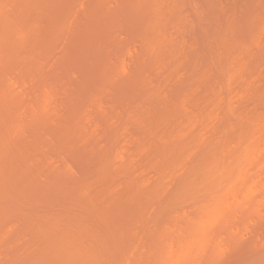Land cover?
<instances>
[{
    "label": "rangeland",
    "instance_id": "obj_1",
    "mask_svg": "<svg viewBox=\"0 0 264 264\" xmlns=\"http://www.w3.org/2000/svg\"><path fill=\"white\" fill-rule=\"evenodd\" d=\"M137 1L0 0V264H170L251 138L178 264H264V0ZM214 153L222 186L187 189Z\"/></svg>",
    "mask_w": 264,
    "mask_h": 264
},
{
    "label": "bare ground",
    "instance_id": "obj_2",
    "mask_svg": "<svg viewBox=\"0 0 264 264\" xmlns=\"http://www.w3.org/2000/svg\"><path fill=\"white\" fill-rule=\"evenodd\" d=\"M139 1H140V0H139ZM143 1H144V3L146 2V4L148 3L149 5H148V4H147V5H148L149 7L151 6L150 8H152V7L154 8V9H153V8L151 9L152 11L150 10V8H148V9H149L151 12H154V14L157 13L156 16H159V17H160L161 14L164 13V14H165V17H164V15H163V17L161 16L163 19L166 20V18L168 19V17H169L170 20H172V21H174V22H175L176 20H173V18H176V19H177L178 16L181 15L179 10H182L183 7H182V8L180 7L181 9H179V6L182 5V4H181L182 2L185 3V1H181V0H180L181 3H179L178 1L173 0V1H174L173 3H175V4H173V5H174V6H173V5H172V2L170 3V0H169V1H168V0H163V1H167L166 4H165V2H162L161 0H148V1H147V0H146V1L143 0ZM171 1H172V0H171ZM2 2H3V0H2ZM2 2H1V3H2ZM4 2H6V1H4ZM141 2H142V1H140V2L137 1V2H136V3L139 4L140 8L142 7V5H140ZM144 3L142 2V4H144ZM169 3H170V4H169ZM177 3H179V4H177ZM184 3H183V6H184ZM138 4H134L133 7H135V5H136V7L138 8V7H139V6H137ZM146 4H145V5H146ZM167 4H168V5H167ZM0 5H1V4H0ZM3 5H4V4H2V7H3ZM171 5H172V6H171ZM143 7H144V6H143ZM177 7H178V8H177ZM175 8H176V9H175ZM0 9H2V8L0 7ZM172 9H175V10L179 9V10L176 11V12H174L175 10H172ZM149 10H148V11H149ZM145 11H146V10H145ZM148 11H147V13H148ZM150 11H149V12H150ZM155 11H156V12H155ZM167 11H168V12L170 11V12L168 13ZM171 11H172V12H171ZM177 12L179 13L178 15L176 14ZM171 13H172V14H171ZM174 13H175V14H174ZM154 14H153V16H152V14H151V16H152V19H151V20H154V16H155ZM166 14H167V15H166ZM169 15H170L171 17H170ZM174 15H175V16L177 15V16L175 17ZM199 15H200V14H198V16H199ZM166 16H168V17H166ZM199 17H200V16H199ZM156 18H158V17H156ZM162 18H161V20H159V18H158V20L156 19L157 22H158V21L161 22V21H162ZM180 18H181V17H180ZM183 18L186 19V17H184V15H183V17L181 18V21L183 20ZM178 19H179V18H178ZM163 21H164V20H163ZM166 21H167V20H166ZM172 21H171V22H172ZM177 21H178V20H177ZM150 22H153V21H150ZM150 22H149V25H151ZM157 22H156V23H157ZM160 22H159V23H160ZM168 22H169V21H167L166 23H168ZM174 22H172V23H174ZM179 22H180V20H179ZM183 22H184V21H183ZM185 22H186V21H185ZM185 22H184V23H185ZM163 23H164V22H163ZM163 23H162V25H163ZM176 23H177V22H176ZM181 23H182V22H180V24H181ZM178 24H179V23H178ZM180 24H179V26H180ZM157 25H158V23L156 24V30H157ZM162 25H161V27H162ZM147 26H148V24H147ZM179 26H178V27H179ZM183 26H184V24L182 25V27H183ZM150 27H151V26H150ZM150 27H148V28L150 29ZM154 27H155V26H154ZM159 27H160V25H159ZM152 28H153V27H152ZM145 29H146V28H145ZM160 29L162 30L163 27L160 28ZM184 29H185V28H183V30H182V28H181V31H179V29H178V33H179V32L181 33L182 31H184ZM146 31H147V30H146ZM149 31H150V32H151V31H154L155 33L157 32L158 35H154V34H155L154 32H153V33L151 32V33H152V35H151V33H150ZM162 32H163V31H162ZM162 32H159V33H160V35H159L158 31H155V28H154V30H153V29L148 30L147 33H149L150 36L153 37V38H150V40L147 38V39L149 40V41L147 42V43H148L147 47L149 48V49H148V54H147V56L149 55V53H150L151 50L153 49V51H154V50L156 51L157 56L155 57V56L153 55V53L155 54V52H153V51L151 52L152 54H150L149 56H151V57L154 56L155 58H157L158 55H159L158 58H161V56H160L161 52H160V54H159V51H157V50H159V48L161 47V45H165V43L163 42V38H161L162 35H164L165 33H164V32L162 33ZM145 35H147V34H145ZM147 36H148V35H147ZM150 36H148V37H150ZM156 36H157V37H156ZM158 36H159V37H158ZM157 38H158V39L161 38L162 40H157ZM158 42H159V43L162 42V43L158 44ZM158 45H160V47H159ZM144 47H145V45H144ZM161 50H162V49H161ZM169 51H171V50H169ZM144 52L146 53L147 51L144 49ZM145 53L142 52V54H145ZM168 53H169V52H168ZM171 53H173V51H171ZM171 53H170V55H171ZM145 55H146V54H145ZM162 57L164 58V56H162ZM156 60H157V59H156ZM160 60L162 61L163 59H160ZM160 60H158V62H161ZM147 96H149V95H147ZM147 96H146V98H148ZM257 121H258V120H257ZM257 121H256V123H257ZM256 123H255V125L253 126V129H255V126L258 125V124H256ZM260 124H261V123H260ZM256 128H257V127H256ZM259 129H260V127H259ZM255 130H258V129H255ZM254 140H255V139H254ZM250 141H251V142H250ZM248 142H250V143H248ZM248 142H247L248 145H249V144L251 145V143H252V145H253L252 138L249 139ZM255 142H256V141H255ZM255 142H254V144H256ZM247 144H246V145H247ZM248 145H247V147H248ZM252 145H251V146H252ZM244 146H245V145H244ZM251 146L248 147V148L245 146V148L247 149L248 152L244 150V147H243V146H242V147H243V150H242V147L240 148V146L238 147V149L241 150V151L239 150L240 152H242V151L244 152V151H245V152H246V154H245L246 156L249 155V153H250L251 156H252V154H254V153H251L250 151H251L252 149L255 150V147H256V146H255V147L252 146L253 148H252ZM250 148H251V149H250ZM228 149H229V148H228ZM228 149H227V151H228ZM238 149H237V150H238ZM237 150L235 149V153L233 152L235 155H234V154L232 155V153H231L230 160L227 159L228 157L225 158V156H223V155H225V154H224V152H222V154H223V155H222V156H223L222 158L227 159V160L229 161L228 164H226V163L223 164V163L225 162L224 160H223V162H220V158H219V156L221 155V153H220V154H219V153H214L216 156H217V154H219V155L217 156V158H216V156L214 157V156H213L214 154H213L212 156H213L214 159L211 158L212 160H210V162H208V164H210V165H209V166L207 165V167H204L200 172H199L200 169L198 170V173H200V174H201V172H203V170H205V169L207 170V171L205 170L200 176L198 175V176L200 177V178H199V177H198V178L201 179V180L199 181V179L197 180V179H195V178L192 179L193 177H191V178H190V183H191V185H190L189 180H188V181H187V185L189 184L190 186H187V185H186L187 187H189V188H187V187H186V188H187V189H192V188H193L194 191H197V190H200V189L203 190V188H204L205 190H207V189H209V188H212L213 185L215 186L216 184H219L220 186H222V185H221L220 183H218V182H220V180H221V181H224V180H222V179L225 178V177H222L223 172H225V171L227 172L228 168H229V167H232V164L234 165V162L238 160V157L244 155L243 152H242V153H243L242 155H240L239 152H237L238 155H236V154H237V153H236ZM249 150H250V151H249ZM254 150H252V151H254ZM230 152H231V150L228 151V153H230ZM180 153H181V151H180ZM211 153H213V152H211ZM225 153H226V152H225ZM179 155H180V154H179ZM181 155H182V156H181ZM181 155H180V156H181V158H182V157H183V152H182ZM210 155H211V154H210ZM210 155H209V156H210ZM209 156H208V158H210ZM212 156H211V157H212ZM233 156H234V157L236 156V157L234 158ZM246 156H243V158L241 157V159H240V161H239V163L242 164V165L240 164L241 167H240V166L237 167V169H238L239 172H240V171L242 172L243 167L246 165V164H244L245 160H246V162H249V157H250V156H248V157H246ZM231 157H232V160H231ZM245 157H246V158H245ZM215 158H216V159H215ZM222 158H221V159H222ZM233 158L236 159V160H233ZM244 158H245V159H244ZM247 158H248V159H247ZM179 159H180V158H179ZM179 159H177V160H179ZM218 159H219V160H218ZM242 159H244V162L241 161ZM250 159H251V158H250ZM207 160H208V159H207ZM218 161L221 163V166H222V171H223V172L221 171V173H219V171H220L221 169L219 170V168H218V167L220 166V164H219ZM228 161H226V162H228ZM230 161H231V162H230ZM232 162H233V163H232ZM246 162H245V163H246ZM235 163H236V162H235ZM239 163L237 162V163L235 164V166L232 167V170H231L232 173L234 172V171H233V168H235L237 165H239ZM243 164H244V165H243ZM224 165H225V166H224ZM221 166H220V168H221ZM226 166H227V168H226ZM208 167H209V168H208ZM207 168H208V169H207ZM226 169H227V170H226ZM235 169H236V168H235ZM235 169H234V170H235ZM224 170H225V171H224ZM102 171H103V169H102L100 172H102ZM231 171H230V172L228 171L226 175H225V173H224L223 176H224V175H225V176H228L229 174H231ZM238 171H236L235 173H233L234 175L236 174L237 177L231 174V175H232V178H231L230 180H233V181H231V183H234V181L236 180V179L234 180V178H237V179H238V176H239V179H238L237 181H235V183H236V182H239V180H241L243 177H245V174H244V173L241 174V172L239 173ZM195 172H196V171H195ZM205 172H206V173H205ZM193 173H194V172H193ZM237 173H238V174H237ZM220 174H221V176H220ZM192 175H193V174H192ZM231 175H230V177H231ZM240 175H242V176L244 175V176L241 177ZM203 176H204V178H207V179H209V180L205 179V180H206V182H205V181L203 180ZM196 177H197V176H196ZM218 177H221V178L218 179ZM230 177H227V179L230 178ZM233 177H234V178H233ZM191 179H192L194 182H193ZM227 179H226V180H227ZM196 180H197V181H196ZM217 180H219V181L216 182V183H213V182H215V181H217ZM230 180H229V181H230ZM191 181L193 182V185H192V182H191ZM207 181H208V182H207ZM229 181H228V183H229ZM198 182H199V183H198ZM200 182H202V183L200 184ZM203 182H204L205 184H204ZM209 182H210V184H208ZM226 182H227V181H226ZM196 183H197V184H196ZM221 183H222V182H221ZM223 183H224V182H223ZM223 183H222V184H223ZM231 183H230V184H231ZM235 183H234V184H235ZM207 184H208V185H207ZM212 184H213V185H212ZM230 184H229V185L226 184L228 187H229V186L231 187V188L229 187V189H228L229 191H228V192L225 190L226 192L224 193V191H223L224 188L221 190V189H220L221 187L219 186V187H218L219 191L221 190V192H223V193H221V192L219 193V192H218L219 195H218V194H215L216 197H215V196H214L213 198L210 197V199H212L213 201L209 200V202H210L209 204H206V203H207V202H206L205 204H204V203L202 204V207H201V206L199 207L198 210H199V216H200V218H201L204 214H205L204 216H206V217L203 216V217L200 219V218L196 215V217L199 218V219H197V218L195 219V222H197V223H196V225H197L196 230H195L194 228H192V229L195 230V231L192 232L194 235L191 233V235H193V236L190 237L189 241L184 240L183 243L186 242V243L184 244L185 246L181 245L180 247H183V248H182V249L179 248V250L181 251V253H180V251H178V252L176 251L178 254L175 252L174 255H171V259H169L170 257L168 258V259L170 260V261H169L170 264H174V261L176 262L177 259L179 260V257H181V254L183 255V257H181L180 261H177L176 264L182 262L181 260H183V258H184L186 255H187V256H190V255H188L189 253H190V254H193L192 252H189V251H192L193 249L196 250L195 252H197V250L200 251V249H201L202 251H204V249H205V247H206V244L204 245V243H207L206 240L208 239V234H207L206 237H205L204 235H205V232L208 231V229H209V228H208V225L211 226L213 223H215V221L217 220L218 216L221 217V216H220L221 213H222L221 215H223V212H222V211L226 208V206H227V205H230V203H229L228 200H227V199H228V195H229L230 193H231V194H234L235 192H237V193H238V191L240 192V190L235 191V189H238L239 186L236 187L237 185L235 186V185L233 184V186H232V184H231V185H230ZM200 186H201V187L203 186V187L201 188ZM204 186H206L207 189H206ZM207 186H209V188H208ZM234 186H235V187H234ZM184 187H185V185H184ZM184 187H182V188H184ZM196 187H197V188H196ZM216 187H217V185H216ZM232 187H233V188H232ZM182 188H181V189H182ZM225 188H226V187H225ZM195 189H197V190H195ZM214 189H215V187H214ZM246 189H248V187L245 188L244 191H246ZM250 189L253 191V187H249V189H248L246 192L249 193V190H250ZM184 190H185V192H187V191L190 192V194L192 193L191 190H187V191H186L185 188L182 189L181 191H183V193H184ZM209 190H210V189H209ZM251 190H250V191H251ZM210 191H211V190H210ZM212 191H213V190H212ZM233 191H235V192H233ZM198 192H200V191H198ZM198 192H195V193L197 194ZM204 192H205V191H204ZM202 193H203V192H202ZM207 193L210 194L211 192H206V194H207ZM228 193H229V194H228ZM237 193H236V195H237ZM242 193H243V192H242ZM179 194H180V196H181V197L179 196L180 198H182V196H183V197L186 196V197L188 198V196H189V194L186 195V193H185L184 195H181L182 192H180ZM193 194H194V193H193ZM220 194H221V195H220ZM227 194H228V195H227ZM243 194H244V193H243ZM202 195H203V194H201V196L199 195V196H200L199 198H201ZM224 195H226V196H224ZM190 196H192V195H190ZM197 196H198V194H197ZM197 196H194V197L197 198ZM187 198H184V199L186 200ZM216 198H217V199H216ZM225 198H226L227 202H225V201H226V200H224ZM189 199H190V198H189ZM189 199H188V200H189ZM214 199H215V200H214ZM182 200H183V198H182ZM185 200H184V201H185ZM188 200H186V201H188ZM191 200H193V199L191 198ZM194 200H195V199H194ZM197 201H198V203H199V200H197ZM197 201H196V202H197ZM229 201H231V200H229ZM226 203H227V204H226ZM231 204H232V203H231ZM203 205H204V208H203ZM205 205H206V206H205ZM230 206H231V205H230ZM200 208H202L203 210H201ZM229 208H230V207H229ZM229 208H228V209H229ZM206 209H207V211H206ZM228 209H227V210H228ZM205 211H206V212H205ZM197 212H198V211H197ZM226 212H227V211H226ZM201 213H203V214L201 215ZM197 214H198V213H197ZM224 214H225V212H224ZM215 219H216V220H215ZM221 219H222V218H221ZM196 220H199V222L196 221ZM214 220H215V221H214ZM213 221H214V222H213ZM217 221H218V220H217ZM198 224H199V225H198ZM196 225H195V226H196ZM206 228H207V230H206ZM186 236H187V235H186ZM185 239H188V238L186 237ZM208 240H209V239H208ZM208 240H207V241H208ZM201 243H202V244H201ZM199 244H200V245H199ZM201 245H202V247H201ZM203 245H204V246H203ZM197 246H198V247H197ZM193 247H197V248L195 249V248H193ZM203 247H204V248H203ZM190 249H191V250H190ZM194 250H193V251H194ZM167 251H170V250L167 249ZM172 251H173V250H172ZM199 251H198V252H199ZM202 251H201V252H202ZM170 252H171V251H170ZM185 252H187V253H185ZM195 252H194V253H195ZM167 253H168V252H167ZM167 253H166V255H167ZM184 253H185V254H184ZM175 254H176V256H175ZM168 256H170V254H169ZM168 256H167V257H168ZM174 256H175V257H174ZM173 257H174V258H173ZM166 260H167V259H166ZM167 262H168V261H167ZM167 262H166V263H167ZM167 264H168V263H167Z\"/></svg>",
    "mask_w": 264,
    "mask_h": 264
}]
</instances>
